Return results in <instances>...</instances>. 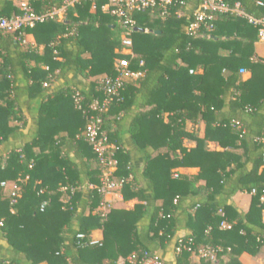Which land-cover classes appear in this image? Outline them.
I'll use <instances>...</instances> for the list:
<instances>
[{
    "label": "trees",
    "instance_id": "16d2710c",
    "mask_svg": "<svg viewBox=\"0 0 264 264\" xmlns=\"http://www.w3.org/2000/svg\"><path fill=\"white\" fill-rule=\"evenodd\" d=\"M15 1L22 0H0V15L20 14ZM27 1L35 14L59 9L63 2ZM108 1L86 0L68 7L62 20L26 27L23 32L34 44L22 45L18 33L0 31V183L22 180L13 207L0 187V234L7 244L0 264H129L133 253L158 251L160 264H167L164 255L170 249L174 253L180 240L221 251L213 258L174 253V264H241L243 253L255 256L264 250V168L259 173L264 166V59L255 57L257 28L224 14L216 17L208 37H188L181 31L184 17L162 22L155 10L133 15L131 69L141 77L121 91V102L110 105L102 130L114 144V177L124 180L118 192L124 201L140 203L131 210L109 203L103 219L99 166L83 131L84 111L102 97L97 80L113 76L121 58L123 30L101 9ZM223 1L264 16V6L257 5L264 0ZM184 8H179L182 13ZM71 72L84 81L69 86ZM76 93L83 96L81 109L75 107ZM35 99L42 101L37 125L24 134V125L11 122L22 119V110L32 115ZM200 123L201 137L188 129ZM110 125L127 127L142 168L133 167ZM185 140L194 147H185ZM179 168L198 171L189 176L177 174ZM237 193L251 194L246 213L232 202ZM146 194L159 202L152 210L141 203ZM73 223L76 231L70 229ZM95 230L102 239L91 245Z\"/></svg>",
    "mask_w": 264,
    "mask_h": 264
},
{
    "label": "built area",
    "instance_id": "2783aa9c",
    "mask_svg": "<svg viewBox=\"0 0 264 264\" xmlns=\"http://www.w3.org/2000/svg\"><path fill=\"white\" fill-rule=\"evenodd\" d=\"M86 0H63L62 6L59 9L35 14L27 0L20 1L17 6L20 9V14L12 15L10 17H3L0 15V31L4 33H18L21 37V44L30 43L24 34L23 30L26 27H33L37 22H44L48 19L56 18L62 20L65 11L68 7L74 4H79ZM196 8L189 14H184L179 8L186 6L184 2L178 0H109L107 4L102 6V11L107 12L116 18L119 26L123 30L121 35V49L118 53L121 58L117 59L114 64V75L104 76L97 80V90L102 93V97H95L88 109L84 111L86 115V126L83 131V136L86 142L91 146L96 155L99 166V186L98 191L103 195V202L99 208L100 215L106 219L108 212L109 201L106 199L108 195L118 192L124 180L116 179L114 172L116 170V161L112 156L106 135L102 130L103 115L107 113L110 105L114 102H121V91L126 85L141 77L139 71L131 69L132 61L136 58L133 52L132 31L134 30L135 21L133 15L135 13L144 12L146 10L158 11L159 19L162 22L167 21L171 17H184L185 23L182 25L181 31L188 37H208L214 30V22L218 15H231L239 19L245 20L249 25L257 28V42L264 44V16L256 18L242 8L239 3L230 6L223 0H195ZM257 5L264 6L262 2H257ZM177 8V9H176ZM144 32H149L144 29ZM139 65H143L140 61ZM193 73V71H190ZM243 73V71H242ZM47 86V84H44ZM75 107L81 109L83 96L76 93L74 96ZM262 162L264 163V153L262 155ZM22 180L4 181L0 183V187L6 191V197L10 205L13 207L18 199L21 197ZM92 187V186H91ZM90 187V188H91ZM93 188V187H92ZM64 190V189H63ZM42 193V191H40ZM255 191H252L254 194ZM263 199V197L261 198ZM46 203L40 205V211H44ZM13 212V210H10ZM2 223L0 222V226ZM223 227H229L223 224ZM78 239H83V234L76 235ZM98 241H91V245ZM221 251L219 247L204 246L194 248L191 240H180L174 248L175 254L188 252L195 255L197 258H213L216 253ZM129 264H160V255L158 253L143 252L140 257L132 254L127 258Z\"/></svg>",
    "mask_w": 264,
    "mask_h": 264
},
{
    "label": "crops",
    "instance_id": "0c3cea01",
    "mask_svg": "<svg viewBox=\"0 0 264 264\" xmlns=\"http://www.w3.org/2000/svg\"><path fill=\"white\" fill-rule=\"evenodd\" d=\"M197 6V3L195 0H191L187 3V5L185 6L183 13L184 14H189L190 12H192ZM28 41L31 44H34V39L32 37L28 38ZM42 50V46L39 47V51ZM254 51H255V57L257 59H264V44H261L259 42H256L254 44ZM249 77V74L247 72H243L242 73V78L243 79H247ZM84 79L77 74L76 72H71L69 74V86H74L77 85L80 82H83ZM64 82V81H62ZM64 84H67L64 82ZM42 101L40 99H35L30 103V108L32 110V115H29L26 110H22L21 111V115L20 117L22 118L20 121L17 120H13L11 123L13 124H19V125H24L23 127V133L27 134L29 132L30 129L36 127V114H37V110L39 109L40 105H41ZM164 121H167V118H164ZM188 126L192 127L194 125L192 124H188ZM195 128H198V134L201 137L203 135V129H204V125L202 123H200L198 126H194ZM117 131V137L120 139V143L123 145V148L126 149L127 151H129L130 153V159L131 162L133 164V167L135 169H140L143 167V160L137 156L136 154V147H135V142L134 140L130 137L128 131H127V127L123 126V127H119L117 128L115 125H110L109 131ZM184 145L185 147L191 148L194 147V143L188 140L184 141ZM111 147H114V144H111ZM209 148L211 150L216 149L218 150V148H216V146L214 144H209ZM163 152H165L166 150L163 149L161 150ZM264 168L261 167L259 169V173L261 172V170ZM197 169L196 168H179L176 169L175 172L177 174H183V175H189V176H193L197 173ZM87 182L84 180V187H83V196L87 197ZM91 187V186H89ZM146 196V200L142 201L141 203L145 205V207L148 210H152L154 209L157 205H159V202L151 199L149 197L148 194L145 195ZM3 197H6V191L3 190ZM106 199L109 201V203L117 209H123V210H131L133 209V207L135 205H137L138 203H140L138 201V199L134 198L128 201H124L122 199V196L120 195V192H116L114 194L108 195L106 197ZM232 202L235 206V208L243 213H246L249 209L250 206V202H251V194L248 193H237L232 197ZM262 221L264 222V211L262 212ZM70 229L72 231H76L78 229V224L77 223H73L70 227ZM93 240L96 241H100L102 239V232L100 230H95L92 235H91ZM4 248H7V244L6 242L1 238V234H0V255L1 257H6V254L4 252ZM159 255H161V251L156 252ZM164 260L166 261L167 264H174V253L173 251L170 249L168 250V252L164 255ZM239 261L241 262V264H264V250L262 252H260L259 254L255 255V256H251L247 253H243L240 257H239ZM45 264V263H43Z\"/></svg>",
    "mask_w": 264,
    "mask_h": 264
},
{
    "label": "rangeland",
    "instance_id": "374dc122",
    "mask_svg": "<svg viewBox=\"0 0 264 264\" xmlns=\"http://www.w3.org/2000/svg\"><path fill=\"white\" fill-rule=\"evenodd\" d=\"M20 1H15L14 3L17 5L18 3H19ZM188 129H190V130H199L198 128H195L194 126H192V127H190V126H188Z\"/></svg>",
    "mask_w": 264,
    "mask_h": 264
}]
</instances>
